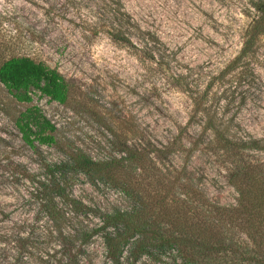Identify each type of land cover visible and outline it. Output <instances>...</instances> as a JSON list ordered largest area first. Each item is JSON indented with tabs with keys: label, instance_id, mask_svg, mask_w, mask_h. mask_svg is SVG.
I'll return each mask as SVG.
<instances>
[{
	"label": "rangeland",
	"instance_id": "rangeland-1",
	"mask_svg": "<svg viewBox=\"0 0 264 264\" xmlns=\"http://www.w3.org/2000/svg\"><path fill=\"white\" fill-rule=\"evenodd\" d=\"M112 1L0 0V64L30 56L58 71L68 87L63 104L32 93L29 104L39 106L56 127L55 144L32 149L14 123L29 104L16 101L0 83V219L6 230L22 231L31 241L26 251L20 244L0 242V264H49L45 251L59 247L54 233L48 234L34 189L46 164L76 151L94 160L118 158L124 142L171 148L200 100L228 123L229 132L264 139V38L254 58L235 67L230 63L257 16L256 0H119L137 26L131 33L135 46L114 42L105 31ZM140 30L157 39L143 43ZM199 129V121L192 120L182 140L188 142ZM166 156L152 159L156 176L149 161L136 172L144 185H155L158 178L168 202L174 191L166 189L189 175L197 179L201 199L227 206L235 202L237 192L226 180L227 163L221 158L201 150H173ZM70 184L71 195L88 205H132L107 181L93 183L79 173ZM86 249V264H105L100 236ZM126 256L127 251L123 264H187L174 246L137 260L126 261Z\"/></svg>",
	"mask_w": 264,
	"mask_h": 264
},
{
	"label": "trees",
	"instance_id": "trees-1",
	"mask_svg": "<svg viewBox=\"0 0 264 264\" xmlns=\"http://www.w3.org/2000/svg\"><path fill=\"white\" fill-rule=\"evenodd\" d=\"M120 5L119 0L109 5L108 30L105 31L114 42L135 46L131 33L137 26ZM252 6L257 16L246 30L242 47L230 62L231 67L241 60L254 58L264 38V0H256ZM139 34L138 39L145 44L157 39L141 30ZM0 83L21 103H31L32 93L60 104L68 98L64 77L27 55L13 56L0 64ZM202 103V100L195 102V109L177 133L178 138H173L172 150L166 146L163 149L130 147L124 142L117 149L124 155L118 158L110 155L94 160L76 151L63 160L46 164L43 175L33 181L48 234L54 233L59 244L53 252L45 251L44 259L49 264L88 263L86 248L96 236H100L104 244L105 264H123L125 251L128 261L137 260L152 250L164 251L173 246L187 264H264V139L229 132L225 125L228 123H223L216 112ZM194 119L199 121L200 129L185 142L182 139L183 135H188L186 126ZM14 123L23 144L32 149L56 143L55 125L35 104L20 111ZM173 150L188 153L201 150L214 155L216 160L225 161L226 180L237 192L235 202L218 205L196 196L199 193L197 179L191 175L173 189H166L174 191L170 202L166 199L168 193L160 194L158 186L164 187V184L159 183L158 178L155 185H144L138 180L140 175L136 170H141L149 161L152 176H156L152 159L167 158L166 154ZM79 173L93 183L107 181L132 205L101 209L74 198L70 180ZM0 214L3 218L4 213ZM13 230L17 229L6 230L0 219V242L20 244L26 251L31 243L29 237Z\"/></svg>",
	"mask_w": 264,
	"mask_h": 264
}]
</instances>
